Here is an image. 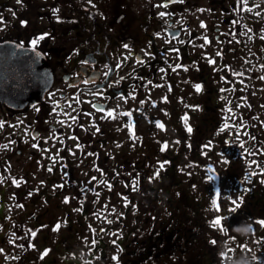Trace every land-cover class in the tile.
<instances>
[{"label": "flooded vegetation", "instance_id": "af4514ba", "mask_svg": "<svg viewBox=\"0 0 264 264\" xmlns=\"http://www.w3.org/2000/svg\"><path fill=\"white\" fill-rule=\"evenodd\" d=\"M5 44L41 58L0 63H44L51 76L37 102L0 99V202L13 203L14 244L89 251L88 264L201 260L187 245L211 232L208 216L189 217L183 243L178 232L179 197L199 180L218 191V209L234 210L223 224L264 219V186L243 202L238 167L225 191L229 169L210 165L228 142L264 145L253 136L264 126V0H0ZM110 231L118 237L107 240Z\"/></svg>", "mask_w": 264, "mask_h": 264}, {"label": "rangeland", "instance_id": "374dc122", "mask_svg": "<svg viewBox=\"0 0 264 264\" xmlns=\"http://www.w3.org/2000/svg\"><path fill=\"white\" fill-rule=\"evenodd\" d=\"M261 72V70H260ZM264 108V100L261 99L260 100V108ZM255 127L257 129H262L264 131V126L262 125H255ZM232 130L233 127L230 128V130H228L226 132L225 137L231 136L232 135ZM242 136L244 137V135L242 134ZM227 145L223 148V149H219V148H214L211 152H212V156H211V163L218 165V167H221L222 170H224V168L226 167V169H229V174L228 172H225V174L223 173V176H225V178L222 179L223 184L222 187L223 188H227L228 191L229 188H232L233 184H232V180H231V176H232V171H234V169L236 168V166L239 169V172H242L243 174V178H244V182L245 183H249L252 180V174H250V170L248 169V165L245 162V156L241 153V151H239V146L234 143V142H228L226 143ZM248 157V155L246 156ZM210 165L208 167V170H210ZM208 166V164H207ZM214 166V165H213ZM212 166V167H213ZM230 166V167H229ZM261 169V168H260ZM264 174V172H263ZM221 177V176H220ZM256 177L258 182H254V187L259 188L260 185L263 184L264 181V176L262 177V174L256 173ZM262 178L261 181H259V179ZM212 173L210 170V175L208 176L207 179H205L206 181L212 180ZM200 181V185L198 187H196V190L193 191L188 200L186 196H180L179 197V206L178 207V214H180V218L179 221L183 220V226L181 228H179L178 232L182 234L181 237V241L180 242H184V238H188L189 237V232H188V228H187V223L192 225V221L189 220V217L193 215H196L195 212L199 211L200 215H204V216H208L210 222L213 223V228L210 227L211 232L210 233H205L204 234L201 232L198 237L196 239H194L193 242H190L189 246L187 245V247L190 248V251H194V248L196 250V254L195 256L198 257L200 255H205L204 260H195L197 258L193 259V255H190V253L188 254V259L181 257L178 258L177 260H173V257L170 256H152L151 259H148L145 261V264H204V262H207L206 256L208 253V259L211 260V256H217V257H221L223 255H221V253H226L225 255L228 257V259L230 257H235L233 252H241L239 255L241 254H249L253 256L255 254H262V251L264 252V247L262 246L261 250L256 249V241H254L255 243H252L253 241V237H254V233L252 232V230L256 231L259 230L260 231V227H256L257 223L256 221H251L249 220L247 225L249 223H251L253 225L252 228H248L247 225L245 224V222H241V224L239 226H244L246 229V234H241L240 231L236 230L237 226H233L231 222H225L224 224H219L215 221V216L220 215L222 216L223 213L229 214L231 213V210L227 209L224 212V207L223 209L221 208L218 209L217 205L213 204L214 200L213 198L215 197V200L217 199L216 193L218 191L213 190V187L211 188L210 185H208L206 183L205 186V182L204 180H199ZM240 180H239V184H240ZM204 190H206V193L204 192ZM207 192L209 193V197H207L204 201L203 204H206L205 206H193V204H198L199 201H201V195L203 193L207 194ZM238 192H240V189L238 187ZM254 192V191H252ZM256 192V191H255ZM215 193V195H214ZM196 195L199 196L198 199H196ZM246 199H249V194L248 197H246ZM218 200L220 201H227V198H224L223 196H219ZM245 204V203H244ZM243 204V205H244ZM13 205L12 201L9 199V202H6L4 205L0 202V264H65V259L61 258V257H56L53 261V263H50V251L49 250H43L42 248H37L35 246V250L32 251L29 254L24 255L23 257V261L22 259L15 258L14 256H9L7 254V252L5 251V248H3V246L7 247V245L11 244L13 241V236L8 233L9 231L12 230L13 226L11 227H5L4 222L7 221L6 218H8L9 214H11V206ZM225 206V205H224ZM249 206V205H248ZM212 207V208H211ZM156 208H163L165 210H163L162 214L166 213L168 211V209H166V201L163 200H158L157 201V207ZM15 212H19V214H21L22 209L20 210V208H16ZM167 210V211H166ZM198 214V213H197ZM130 215H131V211H130ZM187 221V222H186ZM129 222H134V220H130ZM186 222V223H185ZM98 226L101 228V224H98ZM131 227H133V225H131ZM107 232H103L102 231V235H105ZM110 235H115V232L110 231L109 232ZM139 235V233L137 234ZM141 236V235H140ZM118 237V236H116ZM115 237V238H116ZM204 237L206 238V240H204ZM213 241H215V243H213ZM150 249L152 248V246H147ZM183 248V245H179L178 249ZM171 249H168V251ZM22 248H19V253H22ZM186 252H189V249L185 250ZM246 251V252H245ZM209 252H211L209 254ZM219 252V253H217ZM243 252V253H242ZM246 254V255H247ZM54 256L55 253H53ZM247 255V256H249ZM263 257L262 255H258ZM252 257V256H251ZM111 261V260H110ZM228 261V260H227ZM262 262H264V259L260 260ZM254 262V260H253ZM112 263V261H111ZM126 263L132 264V261H128ZM125 263V264H126ZM211 264H213L212 262H210ZM215 264H222L221 260L219 261V263H215Z\"/></svg>", "mask_w": 264, "mask_h": 264}, {"label": "water", "instance_id": "95a60500", "mask_svg": "<svg viewBox=\"0 0 264 264\" xmlns=\"http://www.w3.org/2000/svg\"><path fill=\"white\" fill-rule=\"evenodd\" d=\"M11 52L12 54H7L1 50L0 60L22 59L20 52ZM39 68L41 67L32 63H0V97L11 103L37 100L43 90V81L36 77Z\"/></svg>", "mask_w": 264, "mask_h": 264}, {"label": "snow or ice", "instance_id": "6c2138e0", "mask_svg": "<svg viewBox=\"0 0 264 264\" xmlns=\"http://www.w3.org/2000/svg\"><path fill=\"white\" fill-rule=\"evenodd\" d=\"M88 2L91 4V3H92V0H88ZM57 19H59V17H57ZM21 22H22V23H26V21H21ZM41 35H47V33H42ZM157 35H159V33H157ZM204 39L207 40L208 37L205 36ZM32 43L35 44L36 41L33 40ZM125 47H127V45H125ZM209 62H211V60H210ZM184 67H187V66L184 65ZM195 87L199 90V89L201 88V84H200V83H197V84L195 85ZM130 95H134V93H130ZM165 99H166V97H165ZM141 103H142V101H141ZM153 103H155V101H154ZM107 112L111 114V113H113V109H112V108H108V109H107ZM129 114H130V113H129ZM157 123H159V121H157ZM161 126H163V125H161ZM189 130H191V129L189 128ZM165 143H167V142H165ZM240 143H243V141H240ZM76 147H80V145H76ZM158 163H160L161 166H163V162L158 161ZM260 171H261V172H264V167H262V168L260 169ZM64 199L67 201V200H68V196H65ZM228 199L233 201V205H234V206L237 204V201L233 200V198H232L231 196H229ZM213 200H215V197L213 198ZM113 210H114V209H113ZM215 221H216L217 223H219V222L221 221V216H219V215L215 216ZM258 222H259L262 226H264V219H259ZM247 227H248V228H252L253 225H252L251 223H249V224L247 225ZM213 243H215V241H213ZM45 251H46V250H45ZM221 255H224V253H221Z\"/></svg>", "mask_w": 264, "mask_h": 264}, {"label": "clouds", "instance_id": "9594fccd", "mask_svg": "<svg viewBox=\"0 0 264 264\" xmlns=\"http://www.w3.org/2000/svg\"><path fill=\"white\" fill-rule=\"evenodd\" d=\"M246 228L244 226H237L236 230L241 234H246ZM227 264H251L250 258L246 254H241L238 257H230Z\"/></svg>", "mask_w": 264, "mask_h": 264}, {"label": "trees", "instance_id": "16d2710c", "mask_svg": "<svg viewBox=\"0 0 264 264\" xmlns=\"http://www.w3.org/2000/svg\"><path fill=\"white\" fill-rule=\"evenodd\" d=\"M50 251H51L52 254L50 253V261L49 262L53 263V261L57 257V255L56 256L53 255V250L52 249ZM209 262H212V263L214 262L213 264H215L216 263L215 258L211 257V260L209 259ZM204 264H207V262H204Z\"/></svg>", "mask_w": 264, "mask_h": 264}]
</instances>
